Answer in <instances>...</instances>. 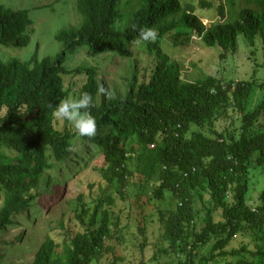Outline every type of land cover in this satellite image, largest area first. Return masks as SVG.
<instances>
[{
    "label": "trees",
    "instance_id": "obj_1",
    "mask_svg": "<svg viewBox=\"0 0 264 264\" xmlns=\"http://www.w3.org/2000/svg\"><path fill=\"white\" fill-rule=\"evenodd\" d=\"M241 4L232 12L219 5L218 20L206 28L190 4L181 7L177 0H76L81 24L56 33L62 47L55 57L38 60L35 52L27 62L0 63V188L5 194L0 232L41 197L45 172L66 167L79 141L102 155V177L115 189L130 177L128 152L143 159L141 172L147 178L159 168L160 184L153 197L162 200L167 193L176 202L175 209L160 212L161 237L169 249L184 256L179 264H195L197 254L212 240L199 264H264V188L257 208L246 202L250 167L264 168V97L250 108L253 81L227 83L207 77L181 82L171 68L161 65L148 83L131 82L124 97L103 99L97 106L98 70L83 66L75 73L87 78L83 92L93 97L89 111L97 124L95 136L58 130L53 115L55 105L70 94L64 83L74 73L64 66L66 54L85 50L92 56L131 60L138 49L160 55L167 33L177 40L195 36L206 48L225 52L235 50L239 38L254 46L259 37L264 44V0ZM32 25L28 10L0 5V47L28 46ZM144 28L155 29L157 39L142 41L139 33ZM260 88L264 91V83ZM229 109L239 116L237 133L210 129L215 137H209L191 131L192 126L210 128L215 117L228 116ZM134 137L140 150L126 148ZM107 202L111 204L109 198ZM195 203L204 211L199 230ZM96 214L83 234L63 239L62 258L53 260L51 245L44 243L31 264H90L109 235L107 214L98 224ZM238 234L248 242L228 248Z\"/></svg>",
    "mask_w": 264,
    "mask_h": 264
},
{
    "label": "rangeland",
    "instance_id": "obj_2",
    "mask_svg": "<svg viewBox=\"0 0 264 264\" xmlns=\"http://www.w3.org/2000/svg\"><path fill=\"white\" fill-rule=\"evenodd\" d=\"M177 1L181 7L190 4L194 15L205 27L218 20L219 5L223 4L230 12L242 7V0H204L203 5L200 0ZM0 5L14 10H28L33 22L28 46L0 47V63L4 64L13 59L27 62L35 52L38 60L55 57L62 47L55 40L56 33L76 30L81 24L76 0H0ZM173 35L167 33L164 36L160 55L138 49L134 50L135 55L131 60L110 54L92 56L85 50L73 55L66 54L64 66L74 73L65 78L64 87L70 89L67 97L84 93L87 78L75 73L80 67H96L98 70L99 91L103 89L95 100L98 106L103 99L108 101L124 97L130 90L131 82L136 85L148 83L155 69L162 65L163 68H171L181 82L195 83L207 77L227 83L253 81L255 90L250 98V108L263 99L264 91L260 87L264 83V44L261 38H256L254 46H249L245 39L239 38L235 50L225 52L220 48H206L195 36L188 40H177ZM228 112V116L217 115L210 128L192 126L191 131L209 137H215L211 130L225 135L231 131L237 133L239 116L231 109ZM54 126L58 130L75 133L68 122L55 116ZM130 146L140 150L136 137L126 148ZM90 147L76 141L71 148L74 157L66 162L67 166L45 172L39 189L41 197L34 200L24 215L15 217L12 226L0 232V264H31L44 243L51 245L53 260L62 258L65 255L63 239L83 234L95 212L96 224L103 213L107 214L109 235L105 239V248L90 264H179L184 261V256L169 249V244L161 237L164 224L160 221V212L175 209L176 202L167 193L162 200L153 197L160 184L159 168L155 167L154 175L147 178L141 172L143 159H137V156L128 152L126 164L130 177L126 184L115 189L102 177L105 170L102 155L92 153ZM78 154L79 157H76ZM248 185L246 202L255 209L261 204L258 195L264 188V168L250 167ZM4 197L0 188V209ZM204 198L207 202L208 196L204 195ZM195 207L198 214L196 227L199 230L203 225L204 211L202 204L195 203ZM216 217H219L218 213ZM244 240L248 242L249 238H242L238 234L228 248L240 246ZM213 242L197 254L195 264H199L202 256H207L206 252Z\"/></svg>",
    "mask_w": 264,
    "mask_h": 264
},
{
    "label": "clouds",
    "instance_id": "obj_3",
    "mask_svg": "<svg viewBox=\"0 0 264 264\" xmlns=\"http://www.w3.org/2000/svg\"><path fill=\"white\" fill-rule=\"evenodd\" d=\"M139 37L142 41H155L157 32L153 28H144L141 29ZM100 91L102 92L103 89L101 88ZM93 105V97L89 93L84 92L78 97L69 96L61 99L55 105L53 115L62 121L68 122L79 136L93 137L97 131L96 120L89 111Z\"/></svg>",
    "mask_w": 264,
    "mask_h": 264
}]
</instances>
